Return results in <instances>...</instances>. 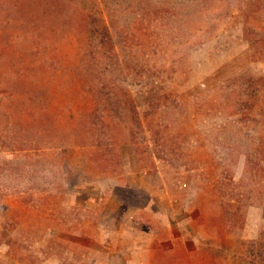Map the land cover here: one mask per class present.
Instances as JSON below:
<instances>
[{
	"label": "rangeland",
	"instance_id": "rangeland-1",
	"mask_svg": "<svg viewBox=\"0 0 264 264\" xmlns=\"http://www.w3.org/2000/svg\"><path fill=\"white\" fill-rule=\"evenodd\" d=\"M261 77L264 0H0V264H264Z\"/></svg>",
	"mask_w": 264,
	"mask_h": 264
},
{
	"label": "trees",
	"instance_id": "trees-1",
	"mask_svg": "<svg viewBox=\"0 0 264 264\" xmlns=\"http://www.w3.org/2000/svg\"><path fill=\"white\" fill-rule=\"evenodd\" d=\"M100 24H101V22H99V20L96 19L94 24H92V23L89 24L90 25L89 31L92 35H97V34L99 35V38L101 39V44L104 45V43H105V44H109L111 46L112 40H111V37L109 36L107 30H106V27L105 26L100 27ZM7 74L15 76V74H18V72L16 70L10 69V70H7ZM244 82H245V80H244ZM247 82L251 83V85L253 86V88L255 90L257 87L264 86V77H261L257 80L247 79ZM125 97L130 99V96H128V95H126ZM223 98H225V100L226 99L227 100L235 99L237 101L236 107L238 108L237 110H239V113L242 112L244 114L247 111V109L250 110L252 108V106L243 102V100H239L236 92H234V91L233 92H226L225 94H223ZM150 102H149L150 103L149 104V110L143 116V119H144L143 122L145 123V129L147 130V132H149L151 135H153V139L157 138V141H158V140L162 139L161 136H162L163 131H161V127L159 125H154L152 121L151 122L148 121L149 117L152 116L151 114L155 112L154 101H150ZM122 107H123V114L126 117L131 115V120H133V122H134V126L132 125V127L139 132H143L142 131L143 128H142L141 121H140L141 119L138 117L137 112H136L135 108L133 107L132 102L129 101V103H128V101H127V103H125ZM153 108H154V110H153ZM133 128H130L131 133L133 131ZM169 147H170V145L168 146V148ZM173 147H175V146L173 145ZM165 149L166 148H164V150ZM3 235L5 236V234H3ZM252 249H253V247H252ZM256 252H258L257 254L259 256L260 255L263 256V245H262V243H259ZM254 257H256V255ZM252 264H254V263L252 262Z\"/></svg>",
	"mask_w": 264,
	"mask_h": 264
}]
</instances>
